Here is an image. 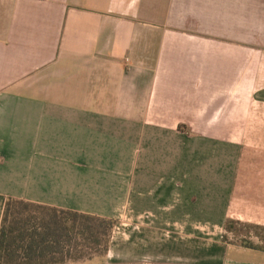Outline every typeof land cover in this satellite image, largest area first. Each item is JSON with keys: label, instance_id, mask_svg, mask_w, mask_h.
Returning <instances> with one entry per match:
<instances>
[{"label": "crops", "instance_id": "obj_1", "mask_svg": "<svg viewBox=\"0 0 264 264\" xmlns=\"http://www.w3.org/2000/svg\"><path fill=\"white\" fill-rule=\"evenodd\" d=\"M7 196L114 219L101 264H264L221 238L264 226V0H0Z\"/></svg>", "mask_w": 264, "mask_h": 264}, {"label": "trees", "instance_id": "obj_2", "mask_svg": "<svg viewBox=\"0 0 264 264\" xmlns=\"http://www.w3.org/2000/svg\"><path fill=\"white\" fill-rule=\"evenodd\" d=\"M235 224L263 225L226 218L225 230ZM114 219L69 208L7 196L0 219V264H54L88 260L103 254ZM221 238L227 240L226 234ZM239 245L264 250V242L243 238Z\"/></svg>", "mask_w": 264, "mask_h": 264}, {"label": "rangeland", "instance_id": "obj_3", "mask_svg": "<svg viewBox=\"0 0 264 264\" xmlns=\"http://www.w3.org/2000/svg\"><path fill=\"white\" fill-rule=\"evenodd\" d=\"M224 234H226L227 241L235 244H239L243 238L250 239L256 243H260L261 241L264 242V229L262 227L258 228L242 224H235V229H233V231L224 229ZM90 260H87L86 262L84 260H78L75 262V264H101L102 254L94 255V257H92Z\"/></svg>", "mask_w": 264, "mask_h": 264}]
</instances>
